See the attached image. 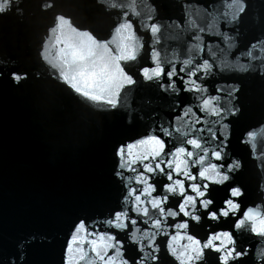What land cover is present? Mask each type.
Listing matches in <instances>:
<instances>
[{
  "label": "water",
  "instance_id": "water-1",
  "mask_svg": "<svg viewBox=\"0 0 264 264\" xmlns=\"http://www.w3.org/2000/svg\"><path fill=\"white\" fill-rule=\"evenodd\" d=\"M58 16L71 26L57 27ZM125 20L144 47L135 61L121 62L136 83L121 89L113 108L105 102L116 85L110 55L80 33L87 30L102 41L111 36L108 48L114 55L129 43L113 32ZM152 24L159 26L154 35ZM153 49L164 75L145 81L140 68L155 66ZM173 66L177 73L184 69L185 80L195 72L200 90L184 91V81L175 76L179 94L168 89ZM206 98L212 103L203 113L205 131H197L201 126L188 117L184 130L213 150L222 145L205 135L207 128L218 134L230 130L224 163L236 157L242 167L229 173L224 186L213 185L210 196L218 208L237 184L245 193L243 211L261 199L264 174V128L257 127L264 124V0H0V264L19 259L21 242L24 264H61L63 238L76 219L121 207L120 181L113 176L117 145L152 129L159 134L158 124L185 105L198 111ZM249 129L255 137L241 144ZM186 138L177 135L173 146ZM231 223V217L220 224L205 219L191 230L203 237L205 225L214 231ZM33 236L36 240L29 239ZM166 239L158 240L161 264H173L163 250ZM256 241L242 229L238 247H255ZM135 248L127 245L126 254L138 255ZM216 255L207 253L206 264H216ZM236 264H254L251 253Z\"/></svg>",
  "mask_w": 264,
  "mask_h": 264
},
{
  "label": "clouds",
  "instance_id": "clouds-1",
  "mask_svg": "<svg viewBox=\"0 0 264 264\" xmlns=\"http://www.w3.org/2000/svg\"><path fill=\"white\" fill-rule=\"evenodd\" d=\"M124 15L126 17L128 14ZM57 21V27L71 26V21L62 16H58ZM158 30L157 24L151 25L153 35ZM73 31L77 30L73 28ZM113 32L122 34V38L129 41L114 55L108 48L111 36L107 41H102L87 30L80 34L86 36L92 45H98L110 55L113 64L111 75L116 80V85L115 92L108 101L115 108L116 95L121 89L136 83L135 77L121 62L135 61L144 45L142 40L137 39L131 21L125 20L117 24ZM59 40L57 37V42ZM150 55L151 61L155 62L157 53L154 49ZM183 72L184 69L181 68L177 73L175 66L167 72V88L175 89L177 94L179 89L173 77L186 81ZM140 75L145 81L154 77L160 78L164 75V68L159 63H155L153 67L145 65L140 68ZM188 77L187 80L191 79L192 73ZM184 85V91L200 90L198 83L192 90L188 84ZM160 89L166 90L162 82ZM208 101L212 100L204 99L198 111L185 105L179 115H173L170 121L157 125L159 134L152 129L146 136L117 145L113 176L120 181L121 207L104 216L76 219L67 236L63 238L61 264H161V244L158 243L161 237L167 238L163 243V250L173 264H206L209 252L217 254L216 264H236L250 253L254 264H264V174L258 184L260 200L248 204L241 211L240 199L245 194L244 189L234 184L228 188L222 206L214 208L215 201L210 196L212 186H224L232 178L229 173L234 174V171H239L242 167V161L236 157H232L227 164L224 163L231 132L229 130L218 134L212 128H207L205 135L210 134L212 141H218L222 145L218 150H213L205 146L202 139L188 135L184 130L188 124L185 118L188 117L201 126L197 131H205L203 113L208 108ZM222 111L223 109L213 110V115H219ZM181 121H184L183 125ZM221 127L230 129L228 124ZM257 127L264 128V124ZM254 132L255 129L246 131L240 143L246 144ZM177 135L187 138L183 143L173 146ZM251 158L255 159V155ZM257 169H261L259 163ZM160 178L164 182L158 186L155 181ZM173 200L177 201L175 206L171 204ZM229 217L232 221L231 227H217L212 231L210 229L213 225H205L206 236L202 237L191 230L193 224L200 225L205 219L220 224ZM242 229L257 237L255 247L252 243H244L242 247H238V237ZM122 235L126 239L120 238ZM29 239L36 240V237ZM40 240L52 243L51 237H41ZM131 244L136 246L135 252L138 253L134 257L126 254L127 245ZM17 248L20 250L19 259L10 257L9 264H24L27 252L22 248V242Z\"/></svg>",
  "mask_w": 264,
  "mask_h": 264
},
{
  "label": "snow or ice",
  "instance_id": "snow-or-ice-1",
  "mask_svg": "<svg viewBox=\"0 0 264 264\" xmlns=\"http://www.w3.org/2000/svg\"><path fill=\"white\" fill-rule=\"evenodd\" d=\"M155 62L158 63L157 59H156ZM190 62H191V61H189V60H185V61H184V64H185V65H188ZM205 66H207V64H205ZM195 76H196V73L193 72V73H192V78L189 79V80L184 81V83H186V84L189 85L190 90H192V89L195 87V85L197 84V82H196V80H195ZM105 102L110 104L109 101H105ZM211 103H212V101H208V104L206 105V107H209V106L211 105ZM187 134L189 135L190 132H188ZM255 135H256V133L254 132V133L248 138L246 144H248L249 141L252 140V139L255 137Z\"/></svg>",
  "mask_w": 264,
  "mask_h": 264
}]
</instances>
